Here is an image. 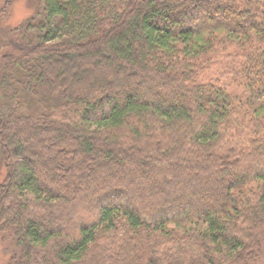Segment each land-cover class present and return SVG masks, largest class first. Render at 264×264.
I'll return each instance as SVG.
<instances>
[{
    "label": "trees",
    "instance_id": "obj_1",
    "mask_svg": "<svg viewBox=\"0 0 264 264\" xmlns=\"http://www.w3.org/2000/svg\"><path fill=\"white\" fill-rule=\"evenodd\" d=\"M4 15L0 233L17 264L259 256L264 0H39L11 40Z\"/></svg>",
    "mask_w": 264,
    "mask_h": 264
},
{
    "label": "rangeland",
    "instance_id": "obj_2",
    "mask_svg": "<svg viewBox=\"0 0 264 264\" xmlns=\"http://www.w3.org/2000/svg\"><path fill=\"white\" fill-rule=\"evenodd\" d=\"M38 3L39 0H0V12L5 10V20L1 27V33H7L6 38L8 40L13 39V34H9V32L24 26L27 22L34 19L37 13ZM3 44V36L0 35V45L2 46ZM9 50V48L5 49L3 46L0 47V52L2 53ZM0 171L1 184L4 181L6 172L4 167ZM19 258L20 254L15 241L9 236L7 237L0 233V264H17ZM249 264H264V245L259 256H256Z\"/></svg>",
    "mask_w": 264,
    "mask_h": 264
}]
</instances>
